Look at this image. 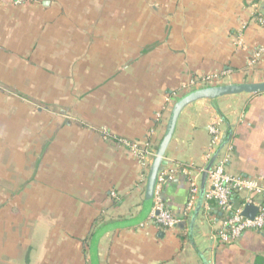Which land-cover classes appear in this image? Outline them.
<instances>
[{"label": "crops", "instance_id": "0c3cea01", "mask_svg": "<svg viewBox=\"0 0 264 264\" xmlns=\"http://www.w3.org/2000/svg\"><path fill=\"white\" fill-rule=\"evenodd\" d=\"M258 11V0H0V264H90L88 238L139 214L148 172L103 129L157 150L174 104L208 87L182 89L194 77L263 83L264 54L252 64L264 46ZM212 124L229 137V173L264 180V93L187 106L168 166L204 169ZM162 194L180 224L116 230L100 242V264H264V230L216 244L215 201L199 194L187 212L181 175Z\"/></svg>", "mask_w": 264, "mask_h": 264}, {"label": "built area", "instance_id": "2783aa9c", "mask_svg": "<svg viewBox=\"0 0 264 264\" xmlns=\"http://www.w3.org/2000/svg\"><path fill=\"white\" fill-rule=\"evenodd\" d=\"M15 5H23L27 0H6ZM263 3L264 0H258ZM258 22L264 26V14L257 12ZM264 54V46L260 47L253 55L252 64L256 63ZM227 72L206 74L194 77L189 83L184 84L182 89H190L202 86H212L221 83ZM176 94V93H175ZM174 94V95H175ZM167 96L165 105L161 112L156 114V124L162 123L164 113L172 104L173 96ZM212 136L210 145L205 152L207 163L213 158L219 148L223 132L218 124L209 126ZM103 136L106 140H113L119 146L128 148L134 158L141 161L147 170L155 156L156 150L151 140L140 143L120 136L113 135L106 128L103 129ZM231 147L226 145L220 152L212 171L209 173L210 187L206 192L205 201L209 204L215 201L224 214L221 228L209 236V239L216 244L228 245L237 243L242 235L247 231L261 232L264 230V180L261 177L235 176L227 170L231 160ZM204 169H197L191 164H178L165 167L159 174L153 209L149 220H152L159 228L173 229L180 224V220L174 217L169 211L163 199V186L168 181H172L181 175L188 179L190 184V199L187 212H190L197 200L200 192V177ZM247 193L248 196L238 204L236 196ZM247 205L257 208V213L253 219L247 218L243 212Z\"/></svg>", "mask_w": 264, "mask_h": 264}, {"label": "water", "instance_id": "95a60500", "mask_svg": "<svg viewBox=\"0 0 264 264\" xmlns=\"http://www.w3.org/2000/svg\"><path fill=\"white\" fill-rule=\"evenodd\" d=\"M261 94L264 93V82L256 84H230V85H215L203 87L198 90L192 91L180 98L173 106L171 114L166 126V131L163 136L162 141L160 142L155 156L149 166L147 175H146V185H145V198L142 205V209L137 216L130 220L113 222L99 228L94 235L92 236L88 253L90 264H100L99 259V247L101 240L108 234L131 227H136L144 224L149 220L157 188V182L160 172L169 165V162L165 159L167 149L172 141L174 132L176 129L177 122L182 111L189 105L200 101V100H215L228 95H238V94ZM229 137L223 135L219 148L216 151L213 158L208 162L205 170L201 176V185L199 194L205 200L207 192V181L209 173L212 171L214 164L223 150V148L229 144ZM257 213V208L253 205H247L243 215L247 218L253 219Z\"/></svg>", "mask_w": 264, "mask_h": 264}, {"label": "trees", "instance_id": "16d2710c", "mask_svg": "<svg viewBox=\"0 0 264 264\" xmlns=\"http://www.w3.org/2000/svg\"><path fill=\"white\" fill-rule=\"evenodd\" d=\"M239 196V195H238ZM238 196H236V197H238ZM99 223V222H98ZM97 225V224H96ZM92 235H93V233L90 235V237L88 238V243L90 242V240H91V237H92Z\"/></svg>", "mask_w": 264, "mask_h": 264}]
</instances>
